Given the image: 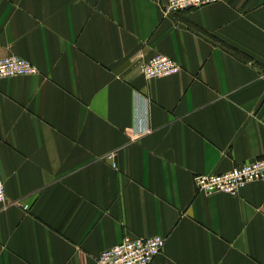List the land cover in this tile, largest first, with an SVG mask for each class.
<instances>
[{
  "label": "crops",
  "instance_id": "obj_1",
  "mask_svg": "<svg viewBox=\"0 0 264 264\" xmlns=\"http://www.w3.org/2000/svg\"><path fill=\"white\" fill-rule=\"evenodd\" d=\"M0 0V264H97L162 235L150 264H264V180L196 173L264 157V0ZM156 52L181 69L146 77ZM25 204L29 206L24 207Z\"/></svg>",
  "mask_w": 264,
  "mask_h": 264
},
{
  "label": "built area",
  "instance_id": "obj_2",
  "mask_svg": "<svg viewBox=\"0 0 264 264\" xmlns=\"http://www.w3.org/2000/svg\"><path fill=\"white\" fill-rule=\"evenodd\" d=\"M217 0H167L166 13L200 7ZM142 73L148 77H163L177 73L181 65L171 56L156 52L151 57H142L139 63ZM38 72L36 65L19 55L0 56V78L27 75ZM264 180V157L243 162L233 168L217 173H196L194 183L197 191L215 193L224 191L237 195L248 182ZM6 184L0 168V204L6 201ZM29 205L25 204L27 208ZM165 238L162 235H125L115 245L104 249L97 264H150L161 252Z\"/></svg>",
  "mask_w": 264,
  "mask_h": 264
}]
</instances>
